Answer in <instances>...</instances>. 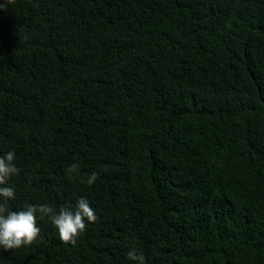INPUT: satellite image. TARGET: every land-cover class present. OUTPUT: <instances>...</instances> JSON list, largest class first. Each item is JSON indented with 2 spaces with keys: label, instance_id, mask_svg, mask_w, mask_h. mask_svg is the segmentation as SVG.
Masks as SVG:
<instances>
[{
  "label": "trees",
  "instance_id": "trees-1",
  "mask_svg": "<svg viewBox=\"0 0 264 264\" xmlns=\"http://www.w3.org/2000/svg\"><path fill=\"white\" fill-rule=\"evenodd\" d=\"M9 151L10 210L85 197L97 220L72 246L37 216L38 242L0 264H264V0L7 4Z\"/></svg>",
  "mask_w": 264,
  "mask_h": 264
},
{
  "label": "clouds",
  "instance_id": "clouds-1",
  "mask_svg": "<svg viewBox=\"0 0 264 264\" xmlns=\"http://www.w3.org/2000/svg\"><path fill=\"white\" fill-rule=\"evenodd\" d=\"M15 0H7L6 4H0V9L7 10V4ZM16 158L14 151L0 156V248L11 250L22 246H31L38 242L40 228L37 226V216L40 219L47 218L58 230L59 239L65 244L75 246L78 238L86 230V221L94 223L97 220L94 209L85 197H80L73 205H61L58 209L48 203H27L22 210L12 211L9 209V201L15 199L14 189L8 185L9 178L17 175L19 169L13 163ZM80 164L71 163L66 168L69 179H80V183L91 186L98 178V173L92 172L80 177ZM129 261L135 264H146L143 252L136 248L129 250Z\"/></svg>",
  "mask_w": 264,
  "mask_h": 264
}]
</instances>
